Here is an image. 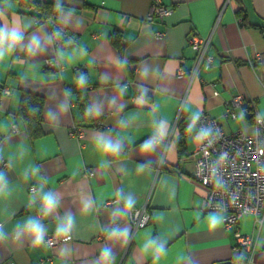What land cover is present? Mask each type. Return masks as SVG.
Returning a JSON list of instances; mask_svg holds the SVG:
<instances>
[{"label":"crops","instance_id":"crops-1","mask_svg":"<svg viewBox=\"0 0 264 264\" xmlns=\"http://www.w3.org/2000/svg\"><path fill=\"white\" fill-rule=\"evenodd\" d=\"M154 1L0 0V264H264V217L225 227L192 178L199 112L252 132L248 107L231 103L242 94L264 120V0H159L170 14L150 17ZM32 2L53 4L62 45ZM190 33L209 39L210 63ZM23 90L44 100L35 138L17 115ZM142 206L150 220L134 229L128 210Z\"/></svg>","mask_w":264,"mask_h":264},{"label":"built area","instance_id":"built-area-1","mask_svg":"<svg viewBox=\"0 0 264 264\" xmlns=\"http://www.w3.org/2000/svg\"><path fill=\"white\" fill-rule=\"evenodd\" d=\"M170 12V8L155 0L151 5L150 17H164ZM54 27L59 34L61 32L65 35L59 25ZM59 34L53 35V41L62 45L64 40ZM156 36H163V33H157ZM187 42L198 51V64L203 60L206 63L211 62L212 58L207 54L208 38L202 39L190 33ZM46 65L53 66V60L48 59ZM184 74L185 69L179 68L178 75ZM5 93L6 89L0 93V98ZM231 103L234 106L248 107L253 118V131L240 129L231 133L225 132L215 118L201 111L196 117L201 142L193 152L195 165L192 178L206 190L202 206L206 211L220 212L225 227L235 225L245 213H253L258 220L264 217V120L254 104H248L242 94L235 95ZM231 114L236 117L233 111ZM12 126L15 127V124ZM75 133H78L77 128L73 130V134ZM6 164L5 162L4 165ZM84 174L91 176L93 171L88 169ZM30 189L34 190V186ZM128 218L133 228L137 229L148 224L150 214L145 206L132 207L128 210ZM236 236L237 249L252 250L253 241L249 236L240 233ZM70 239L71 234L63 231L46 236L44 242L53 248L59 242Z\"/></svg>","mask_w":264,"mask_h":264},{"label":"trees","instance_id":"trees-1","mask_svg":"<svg viewBox=\"0 0 264 264\" xmlns=\"http://www.w3.org/2000/svg\"><path fill=\"white\" fill-rule=\"evenodd\" d=\"M239 1V0H236ZM35 8H37L38 13L35 14L36 22L44 23L46 22L48 24L49 30L51 34L54 35L56 29L53 24H58L57 21V14L55 10L53 9V4L51 2H32ZM52 5V6H51ZM236 15L241 18V21L245 20L244 17V9L240 6L237 9ZM0 31H1V24H0ZM120 31L115 29L112 33V40L117 45L118 49L122 50V44H120ZM81 76L79 79L78 86H76V93H84L87 85L88 80L85 78V70H81ZM84 95V94H83ZM43 97L39 94L33 93L31 91L23 90L20 96L19 101V107L17 111V115L23 120L26 130L28 134L35 138L41 134L42 131V109H43ZM80 107L82 108V114L88 115V108L87 104L84 102L83 104H80ZM250 116V115H249ZM251 117V116H250ZM182 124V125H181ZM187 126L183 121L180 123V127H184L183 133L187 131ZM126 153V150L122 151L120 154L124 155Z\"/></svg>","mask_w":264,"mask_h":264},{"label":"clouds","instance_id":"clouds-1","mask_svg":"<svg viewBox=\"0 0 264 264\" xmlns=\"http://www.w3.org/2000/svg\"><path fill=\"white\" fill-rule=\"evenodd\" d=\"M51 204H52V201L48 200L45 203V207L48 208V207L51 206ZM32 234L36 238V240H39L40 239L39 234L35 230H33V233Z\"/></svg>","mask_w":264,"mask_h":264},{"label":"water","instance_id":"water-1","mask_svg":"<svg viewBox=\"0 0 264 264\" xmlns=\"http://www.w3.org/2000/svg\"><path fill=\"white\" fill-rule=\"evenodd\" d=\"M216 264H243V262L233 263L231 261H224V262H219V263H216Z\"/></svg>","mask_w":264,"mask_h":264}]
</instances>
